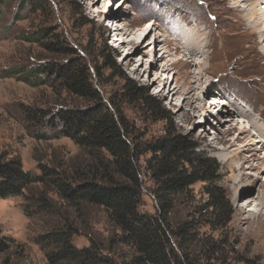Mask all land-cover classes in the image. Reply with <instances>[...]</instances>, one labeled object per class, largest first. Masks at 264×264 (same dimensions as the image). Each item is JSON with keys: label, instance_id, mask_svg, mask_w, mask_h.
I'll list each match as a JSON object with an SVG mask.
<instances>
[{"label": "rangeland", "instance_id": "rangeland-1", "mask_svg": "<svg viewBox=\"0 0 264 264\" xmlns=\"http://www.w3.org/2000/svg\"><path fill=\"white\" fill-rule=\"evenodd\" d=\"M235 1L0 0V162L20 159L25 170L36 174H41L40 164L87 170L93 158L71 138L61 136L53 118L60 109H85L103 101L124 119L142 152L138 159L143 190L140 210L155 213L158 207L153 194L156 183L146 167L151 151L146 148L158 139L186 137L199 145L198 154L220 164L221 184L230 203L229 222L220 230L199 225L214 220L196 215L195 238L211 246L201 251L195 247V264H264V146L257 145L256 160L248 156L253 150H247L245 143L258 131L251 128V119L237 118L234 105L250 108L253 119L260 118V113L264 117V41L257 33L238 28L243 16L237 14ZM181 17L194 19L192 26L186 23L187 28L203 32L204 47L196 57L189 58L168 32L177 20L185 22ZM145 23L137 36L123 38L128 28ZM211 28L215 35L210 47ZM117 37L126 40L120 42ZM56 41L68 47L67 54L49 49L48 44ZM79 56L89 68L97 98L70 93L61 82L46 81L45 75L37 73L40 64L53 66ZM191 74L203 77L191 83L193 89L188 91L189 82L196 81ZM164 83L168 85L161 91ZM169 89L172 94L167 93ZM215 98L224 100V107H215ZM203 104L205 110L195 108ZM28 109L43 110L44 115L33 119L26 114ZM237 119L241 120L238 126ZM233 126L234 132L223 135ZM245 126L252 130L235 141ZM257 136L253 139L263 140ZM226 153L238 158L227 162ZM251 164L260 165L253 170L247 168ZM237 181L243 191H251L249 196L242 197ZM205 186L198 181L177 197L173 219H186L209 204ZM42 190L44 185L38 184L23 196L0 197V240L6 246L0 251V264H48L34 241L49 229L48 223L27 205ZM25 206H31L30 212ZM65 217L79 227L74 236L79 246L89 245V233L107 238L117 232L102 207H70ZM50 221L60 225L65 220ZM214 248H221V253ZM207 255L213 259L207 260ZM130 258L131 251L119 245V262Z\"/></svg>", "mask_w": 264, "mask_h": 264}, {"label": "trees", "instance_id": "trees-1", "mask_svg": "<svg viewBox=\"0 0 264 264\" xmlns=\"http://www.w3.org/2000/svg\"><path fill=\"white\" fill-rule=\"evenodd\" d=\"M47 34L48 31L40 36ZM48 46L52 51L68 53V47L60 42ZM81 59L70 58L53 66L40 64L37 73L45 75L46 81L61 82L70 93L97 98L89 68ZM152 105L156 106L153 102ZM26 114L33 119L44 115L43 110L37 109H28ZM53 119L61 136L71 138L89 152L93 162L87 170L77 166L61 170L40 164L41 174H36L25 170L20 159L0 162L1 198L23 196L32 185H44L42 192L29 198L27 205L32 207L25 208L27 212L34 209L35 215L48 223L49 229L34 239L48 264H195V247L201 251L206 245L211 246L195 238L196 215L213 218L214 221L205 220L199 225L215 230L229 222V195L221 184L220 164L214 158L198 154L199 145L188 138L170 136L146 148L151 151L146 167L155 180L153 194L158 202L156 212L149 213L140 210L143 190L138 159L142 152L131 139L133 132L123 118L108 104L98 101L85 109H60ZM198 181L206 184L209 204L195 216L173 219L177 197ZM83 205L104 208L117 228L114 236L100 238L89 233V245H77L74 236L79 227L65 217V209L79 210ZM59 217L65 221L52 225L50 220ZM2 241L0 251L6 248ZM119 245L131 251V258L125 263L117 259ZM205 257L213 259L209 255Z\"/></svg>", "mask_w": 264, "mask_h": 264}, {"label": "bare ground", "instance_id": "bare-ground-1", "mask_svg": "<svg viewBox=\"0 0 264 264\" xmlns=\"http://www.w3.org/2000/svg\"><path fill=\"white\" fill-rule=\"evenodd\" d=\"M233 1H235V0H233ZM257 2H259V3H257ZM234 4H235L234 5V8L237 9V14L240 15V16H243L242 17L243 19L242 20H239L237 22L238 28L241 29V30L246 29V32H250L252 34L257 33L260 36V39L263 38V41H264V11H262L263 10V7H260V9L258 8L259 6H262V5L264 6V0H236ZM128 8L131 9V5L128 6ZM181 20H183L185 22L184 23H179V21L177 20L176 22H178V24L176 26L172 27L170 31H168V30L167 31L169 33H171L172 40H176V41H178L181 44V47L184 49V51L187 52V54L189 55V58H193L194 56L196 57L198 55L197 53H201L202 52V47H204L203 44H202L203 43V39H204L203 38V32H202L201 29H198V28H195V29H193V28H187L188 27L187 24H189V26H192V24L194 23V19H187V18L185 19L184 17H181ZM125 21L123 19V22H125ZM145 25H146V23L144 25L140 26V27L135 28V29H129L128 28V30L126 31V33L123 35V38H124V36L126 38L132 37V35L137 36L136 31L139 28H144ZM233 26H234V24H233ZM176 27H177V30H176ZM148 28H150V30H152L153 26L152 27H148ZM148 28H147V30H148ZM210 33H211V35H210V40H209V43L208 44L211 47V45H212L211 40L213 39V36L215 35L214 32H213V30H212V28H211V32ZM123 38H118L117 37L116 40L117 41H120V42L121 41L123 42V41L126 40V38L125 39H123ZM256 54H258V53H256ZM204 57H206V56H204ZM191 76H192V74L189 75V77H191ZM202 77H203L202 75H200V77H196V76L193 77L192 76V78H195L196 81L195 82L194 81L189 82V84H188L189 85L188 91H191L193 89V86H190L191 83H196L197 81L199 83L201 81V78ZM168 83L167 84L164 83L165 85L163 86V88H162L161 91H163L166 88V85H168ZM208 88H209V86H208ZM176 92H178V91H175V93ZM167 93L168 94H172V91L169 89ZM215 100H217L216 103H214V106L215 107H217L220 104H222V107H224V104H225L224 100H221V98H215ZM234 105H235L236 108H238L237 111H236L237 112V118H239V117H241V118L242 117H245L247 119H251L250 121L251 122L253 121L252 125H250L251 128H252V126H255L256 128H254V129L252 128L253 131L254 130L258 131V133L255 134V133L252 132V134L254 135V137L256 135H258V136H260V138L262 137V139H263V140H258V139L257 140L256 139L254 140L253 139L254 137L252 136V137L249 138V142H246L245 143V146H246L247 150H249V149L250 150H253L252 151L253 154L248 155V156H251L252 157L251 159L256 160L257 157H255V155L257 156V152L260 150L257 145L262 144V146H264V117L262 116L263 114H261L259 112L261 119L260 118L253 119L252 118V115H251L253 113L250 112V110H249L250 108L249 109L248 108L247 109H241V108H239V105H237V104H234ZM195 108H198V111H203V110H205V105L204 104L203 105H195ZM251 110H253V109H251ZM237 120L238 121H237L236 125L238 126V124H239V122L241 120L240 121H239V119H237ZM251 122H250V124H251ZM251 128H249L247 130V127L246 126L243 127V128L240 127V133H239L238 137H236V140L235 141H239L240 139L245 138L244 133L247 132V134H249L250 133V130H252ZM234 130H235V127L233 126L232 128L229 129L228 132H226L223 135H230L232 132H234ZM230 154L229 153H226L224 155V157H228V159L226 160L227 162H233V161H235L238 158V157H235L234 156L235 154H233V155H230ZM245 161H248L249 162V159L246 158ZM262 163L263 162H261L260 164H262ZM260 164H258V166L251 164L247 168L254 170V169H257V167L259 168V165ZM242 167L243 166H240L239 168L241 169ZM230 170H231V168H230ZM242 174H243V172H242ZM236 186H237L236 188L238 189L239 192H241V191L243 192L242 193V197H246V196H249L250 195V192L251 191H248V190H244L243 191V188H240L239 181L236 182ZM238 198H240V196ZM252 199H253V197H252ZM256 199H257V197H256ZM244 211H245V208H244ZM242 212H243V210L241 211V214H242Z\"/></svg>", "mask_w": 264, "mask_h": 264}]
</instances>
